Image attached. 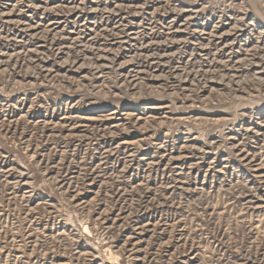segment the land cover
Wrapping results in <instances>:
<instances>
[{
	"label": "rangeland",
	"instance_id": "374dc122",
	"mask_svg": "<svg viewBox=\"0 0 264 264\" xmlns=\"http://www.w3.org/2000/svg\"><path fill=\"white\" fill-rule=\"evenodd\" d=\"M0 264H264V0H0Z\"/></svg>",
	"mask_w": 264,
	"mask_h": 264
}]
</instances>
